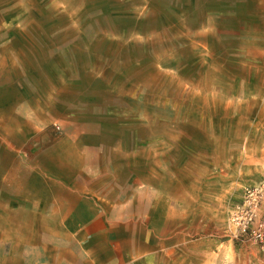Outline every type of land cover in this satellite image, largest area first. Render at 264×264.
Listing matches in <instances>:
<instances>
[{"label": "rangeland", "instance_id": "obj_1", "mask_svg": "<svg viewBox=\"0 0 264 264\" xmlns=\"http://www.w3.org/2000/svg\"><path fill=\"white\" fill-rule=\"evenodd\" d=\"M248 213L264 0H0V264H264Z\"/></svg>", "mask_w": 264, "mask_h": 264}, {"label": "built area", "instance_id": "obj_2", "mask_svg": "<svg viewBox=\"0 0 264 264\" xmlns=\"http://www.w3.org/2000/svg\"><path fill=\"white\" fill-rule=\"evenodd\" d=\"M251 197L252 200L254 201L256 200V196L254 195V193L251 194ZM252 218H253V213H248L244 221L243 222L238 221V224L240 225L242 232L244 233L252 232L257 239H259L262 243H264V223H260L258 226L254 228H250L249 224Z\"/></svg>", "mask_w": 264, "mask_h": 264}]
</instances>
